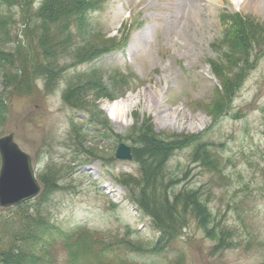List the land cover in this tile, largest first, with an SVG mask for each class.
<instances>
[{
	"label": "rangeland",
	"instance_id": "1",
	"mask_svg": "<svg viewBox=\"0 0 264 264\" xmlns=\"http://www.w3.org/2000/svg\"><path fill=\"white\" fill-rule=\"evenodd\" d=\"M184 6L183 0H108L103 10L91 14L94 23L109 34L116 33L120 27L121 31L136 16L135 23L139 24L132 35H139L140 45L136 48L130 40L125 50L108 53L93 64L81 65L78 70H89L93 66L106 71L132 69L139 77L138 82L143 83L119 99H103L97 103L90 98L88 103L97 106L101 119L107 116L102 105H111L118 100L128 105L118 121L109 119L117 134L129 133L137 114H141L152 119L158 132L195 133L201 140L223 142L225 145L220 152L225 158L226 178L222 176L223 171H205L197 165H189L192 146L178 151L171 164L191 167L181 187L184 184L204 186L211 192L210 206L216 220L224 226L236 228L231 246L217 248L219 243L192 221L184 232V239L172 244L169 255L181 247L188 256L186 264H264V59L249 74L235 97L231 114L214 123L195 103L209 101L214 95L217 82L208 70L207 58L217 55L211 43L223 32L222 14L240 11L264 21V0H186V8ZM67 62L62 61L63 64ZM68 76V73L63 76V87L53 94H45L44 84L39 82L38 93L11 97L9 116L1 136L11 134L14 143L33 158L36 153L49 149L56 157L70 160L75 149L72 143L69 144L71 120L87 121L92 135L86 145L98 147L106 161L112 159L119 140L93 134L106 132V129L102 125L93 126L85 113L63 101ZM2 90L0 86V92ZM151 93L158 95L162 102L148 109ZM161 109L176 113L177 123L161 125L157 119ZM239 110L245 113L244 116L234 117ZM123 140L133 143L132 139ZM105 160L79 168L80 175L74 173L77 191L66 189L54 194L52 211L55 218L64 228L87 225L100 230L122 231L123 227L130 225L139 229L142 236L153 238L149 218L141 215L125 197V187L110 176L138 175V163L116 159L106 164ZM113 203L118 206L113 207ZM134 257L147 263L163 260L144 254H135ZM56 264H66L62 249Z\"/></svg>",
	"mask_w": 264,
	"mask_h": 264
},
{
	"label": "trees",
	"instance_id": "2",
	"mask_svg": "<svg viewBox=\"0 0 264 264\" xmlns=\"http://www.w3.org/2000/svg\"><path fill=\"white\" fill-rule=\"evenodd\" d=\"M101 5L102 0H42L35 8L34 0H0V82L4 91L21 97L34 95L39 92L36 79L41 77L46 91L50 92L63 77L62 57L73 53L77 61L93 58L98 52L99 36L87 32V12ZM237 16L220 44L228 48L227 58L235 67L219 71L222 88L206 107L215 119L230 109L233 96L264 57V25L252 17ZM19 23L24 26L21 28L22 38H19ZM75 36H82L83 41L76 48ZM114 78L119 84V79ZM91 97H95L94 100L112 97L102 73L96 69L86 76L72 77L65 92L66 100L80 107L87 106ZM5 99V95L0 94V128L9 116V103ZM74 127L79 132L78 127ZM172 136L157 133L150 118L137 121L129 137L134 142L135 157L141 164L140 174H122L117 178L126 186L129 196L152 217L154 225L163 231L158 244H153L152 251H149L156 253L174 243L192 221L219 243L217 248L231 246L236 228L224 226L216 220L210 206L211 192L202 186L181 188V178L168 164L174 149L186 146L196 135L177 133ZM76 142L83 152L101 155L98 149L86 147V138L81 133H77ZM192 159L209 171L224 169L220 166L221 154L212 142H198ZM66 169V166L50 164L40 174L46 192L62 187L60 180L69 171ZM53 226L45 209L30 213V209L21 204L12 208L9 214L0 212V264H52L53 238L47 233ZM88 238L89 234L85 233L71 242V252ZM102 243L104 247L110 245L104 240ZM127 244L135 246L137 251L147 250L146 247L152 245L144 240L139 243L128 241ZM108 251L101 248L98 252L103 257V264H136L127 259L118 260L113 255L107 257ZM186 263L187 256L181 253L167 264Z\"/></svg>",
	"mask_w": 264,
	"mask_h": 264
},
{
	"label": "water",
	"instance_id": "3",
	"mask_svg": "<svg viewBox=\"0 0 264 264\" xmlns=\"http://www.w3.org/2000/svg\"><path fill=\"white\" fill-rule=\"evenodd\" d=\"M10 139L0 142L3 153V168L0 177V202L4 205L25 200L38 191V184L30 164L29 156L17 146L9 144ZM117 155L130 159L131 148L121 144Z\"/></svg>",
	"mask_w": 264,
	"mask_h": 264
},
{
	"label": "bare ground",
	"instance_id": "4",
	"mask_svg": "<svg viewBox=\"0 0 264 264\" xmlns=\"http://www.w3.org/2000/svg\"><path fill=\"white\" fill-rule=\"evenodd\" d=\"M183 1H185V0H183ZM185 18H186V16L184 17L183 20H185ZM133 40H134V44L136 46L140 45L139 35L137 33L134 35ZM149 99H150V102L147 104L148 109H152L155 105L157 106L158 104H160L162 102L161 98L158 95H156L155 93H151ZM111 105H118L119 107H121L122 112L126 111V108L128 107V105L125 102H121L119 100L113 102ZM107 106H110V105H107ZM107 106H105V107H107ZM157 119L160 121L161 125H163V126H169V125L173 126L175 123H177V114L176 113L170 114L166 110L161 109L157 114ZM118 120L119 119L113 120V121H118ZM199 124L203 125L202 122H200Z\"/></svg>",
	"mask_w": 264,
	"mask_h": 264
},
{
	"label": "clouds",
	"instance_id": "5",
	"mask_svg": "<svg viewBox=\"0 0 264 264\" xmlns=\"http://www.w3.org/2000/svg\"><path fill=\"white\" fill-rule=\"evenodd\" d=\"M102 107H105L102 105ZM106 114L110 120H117L120 118L122 109L118 105H110L105 107Z\"/></svg>",
	"mask_w": 264,
	"mask_h": 264
}]
</instances>
